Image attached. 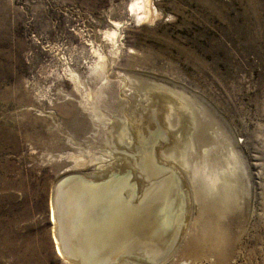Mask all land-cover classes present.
Here are the masks:
<instances>
[{
    "label": "rangeland",
    "instance_id": "rangeland-1",
    "mask_svg": "<svg viewBox=\"0 0 264 264\" xmlns=\"http://www.w3.org/2000/svg\"><path fill=\"white\" fill-rule=\"evenodd\" d=\"M5 120L0 264H87L57 252L58 184L124 172L138 195L163 178L140 168L147 149L178 177L183 230L159 262L113 264H264V0H0ZM220 184L233 201L198 193ZM203 198L219 211L208 245Z\"/></svg>",
    "mask_w": 264,
    "mask_h": 264
},
{
    "label": "bare ground",
    "instance_id": "bare-ground-1",
    "mask_svg": "<svg viewBox=\"0 0 264 264\" xmlns=\"http://www.w3.org/2000/svg\"><path fill=\"white\" fill-rule=\"evenodd\" d=\"M148 9L147 7V11ZM114 35L115 32L112 31L106 37L113 40L112 37ZM0 129V134H3L5 131L8 134L12 132L13 128L9 120H5L4 124L0 123ZM152 134L153 138L161 135L160 132ZM203 135L204 133L198 134V139H201ZM147 150L143 155L141 154L142 163L140 168L143 166L141 169L143 171L145 169L148 172L147 175L150 176L149 180L157 174L162 175L163 178L160 179L161 176L159 175L160 178L156 183L152 182V185L149 184L150 186H148L149 188L146 191L144 190L143 192L142 189V192L140 191L138 195L136 184L129 178L130 174H124V172L118 173L117 169V173L112 172L107 175L105 174L106 172L104 174L100 172L101 174L97 173L91 176L86 175L87 177L81 174L72 175L73 177L64 178L58 184L53 198V210H51L49 217L54 224L58 222L56 225L58 228L56 227L55 229L58 235L54 236L56 237V249L59 254L62 255V251L64 250L65 254L71 255L74 258L77 257L80 261L82 260V262H86L87 264H113L114 258L125 254L143 255L148 257V259H153L165 247L174 243L175 236L173 234L176 231L178 232L180 229L179 221L183 219L181 215L183 213L180 210L183 207V203L179 197L180 191L178 192L176 187L178 186L176 184L178 177L174 175V172H163L162 167L153 161L149 149ZM165 151H168V149L166 150L165 148ZM139 162L140 160L137 161V163ZM159 164L161 163L159 162ZM224 180L229 183L227 178L223 177L222 181ZM220 185V187L216 185L217 191H213L214 185L207 186V188H202L201 186V188H198V193H202L206 198L210 196L217 202L220 199L233 201L232 197L235 194V189L228 184ZM204 200H206V203ZM207 201L205 198L201 200V205L205 206H203L204 209H201L206 212V216L204 217V222L201 220L197 222L199 232H195V236H197L196 240H201L203 243L207 239H211L212 236L213 238L218 237V233L212 232L213 223L216 219L214 212H219L216 209L218 207L210 208ZM202 211L201 213L203 214ZM202 216L204 215H201V218H203ZM183 217H186V215ZM198 223L200 224L198 225ZM182 230L180 229V231ZM2 241L5 245H11L8 236ZM205 244L208 245L210 242L208 243L207 241ZM62 248L63 250H61ZM129 257L131 256L129 255Z\"/></svg>",
    "mask_w": 264,
    "mask_h": 264
},
{
    "label": "water",
    "instance_id": "water-1",
    "mask_svg": "<svg viewBox=\"0 0 264 264\" xmlns=\"http://www.w3.org/2000/svg\"><path fill=\"white\" fill-rule=\"evenodd\" d=\"M175 239V241H174V243H172L170 246H168V247H165V249L164 250H162L155 258H153V259H148V258H146L147 260H149L150 262H159V261H161L162 259H165V257L168 255V254H170V252L172 251V247L174 246V244L176 243V240H177V237H175L174 238ZM124 257H126V256H124ZM136 257V256H135ZM67 258H69V260H71V258L68 256ZM137 258H141L140 256H138ZM145 259V260H146ZM74 260H76V259H74Z\"/></svg>",
    "mask_w": 264,
    "mask_h": 264
}]
</instances>
